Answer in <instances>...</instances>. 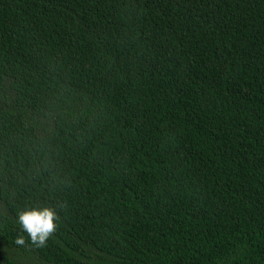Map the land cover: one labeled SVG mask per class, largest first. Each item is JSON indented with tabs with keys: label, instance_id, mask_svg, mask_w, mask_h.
Returning <instances> with one entry per match:
<instances>
[{
	"label": "trees",
	"instance_id": "obj_1",
	"mask_svg": "<svg viewBox=\"0 0 264 264\" xmlns=\"http://www.w3.org/2000/svg\"><path fill=\"white\" fill-rule=\"evenodd\" d=\"M0 264H264V0H0Z\"/></svg>",
	"mask_w": 264,
	"mask_h": 264
},
{
	"label": "clouds",
	"instance_id": "obj_2",
	"mask_svg": "<svg viewBox=\"0 0 264 264\" xmlns=\"http://www.w3.org/2000/svg\"><path fill=\"white\" fill-rule=\"evenodd\" d=\"M58 216L52 207H26L16 213V223L20 232L15 239V244L24 246L30 242L37 248L47 245L48 240L57 230ZM28 240L26 241L25 235Z\"/></svg>",
	"mask_w": 264,
	"mask_h": 264
}]
</instances>
